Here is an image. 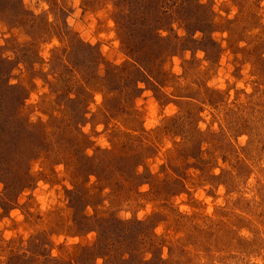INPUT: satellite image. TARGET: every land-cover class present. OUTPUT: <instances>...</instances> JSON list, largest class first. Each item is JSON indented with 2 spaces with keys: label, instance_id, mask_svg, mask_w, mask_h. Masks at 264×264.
Listing matches in <instances>:
<instances>
[{
  "label": "rangeland",
  "instance_id": "obj_1",
  "mask_svg": "<svg viewBox=\"0 0 264 264\" xmlns=\"http://www.w3.org/2000/svg\"><path fill=\"white\" fill-rule=\"evenodd\" d=\"M184 1L147 77L115 21L141 0H0V107L43 125L0 264H264V0Z\"/></svg>",
  "mask_w": 264,
  "mask_h": 264
},
{
  "label": "trees",
  "instance_id": "obj_2",
  "mask_svg": "<svg viewBox=\"0 0 264 264\" xmlns=\"http://www.w3.org/2000/svg\"><path fill=\"white\" fill-rule=\"evenodd\" d=\"M191 1L193 2L194 0H188V3H191ZM127 2L128 1H126V3ZM185 2L186 1L184 0H166L165 3H163L166 5V7H160L155 1L151 2L150 4L144 0H141L140 4L132 9L118 6V11H116L115 13V21H117L119 29L118 31L121 33V35L123 34L125 36V39L121 41L124 44L125 49L129 51V53H131L135 68H137L138 71L142 70L140 72H142L143 75L147 76V72L146 65L143 64L141 54L151 52L152 57L150 58L156 61L159 58V54L170 51H165L163 50V48L161 49V43H164V46L166 43L168 44V36L166 35L167 37H165L164 35H161V33L162 31H166L167 28L170 29L169 27H167V24H169L170 22L172 11L179 13V15L183 17L185 15L184 13L187 14V12L185 11L186 8L184 6L186 4ZM158 7L160 8L158 9ZM165 20H167V23L164 25ZM184 21L187 24H193L191 19H185ZM197 30H199V28L196 26L194 31ZM134 35H138L141 37L139 41H132V36ZM148 43H150L151 46L156 45V48L153 49L151 47L150 49V45L148 46ZM69 63L71 62L68 61L65 65H67L68 67ZM87 65V62L71 63L69 74H71L72 76L77 75L79 79L84 81V79L87 78V75L85 73ZM74 66H81L82 70L77 73V71L73 69ZM0 99H2L1 96ZM70 100L73 101L74 99ZM1 105L2 104L0 102V106ZM42 126V124H39L38 128L43 133ZM36 132L37 131L35 127L32 128L30 124H27L26 121L22 119L21 115L19 114V109L15 108L13 109V112H9V110H7L6 108L2 109L0 107V135L1 139L4 142V144L1 143L0 145H2V150L5 151L0 154V157H2L0 158V161H2V163H5L12 160L13 156L9 155H11L10 153L12 152V150L16 149L25 154L24 160L26 162L21 163L19 168L13 164L9 167H0L3 175V177L2 175H0V182L3 183L4 193L5 191H7L9 196L14 195L16 190H18L20 187H25L24 180L27 176L30 175L29 173H25L27 168L26 164L34 157L33 153H36L43 143L42 133L39 132V134H37ZM6 142L9 143V147L5 146V144L7 145ZM23 149H27V152ZM26 153H28V155H26ZM108 157H110V159H114V163H117L118 159L116 158V156L113 155ZM110 159L107 160L110 161ZM92 161L96 160L85 156L84 162L81 163L82 165H86L87 162ZM88 172L91 173V171ZM5 177H8V187L4 183ZM0 196H3V192L1 191ZM49 261H55V259L51 258L49 259Z\"/></svg>",
  "mask_w": 264,
  "mask_h": 264
},
{
  "label": "clouds",
  "instance_id": "obj_3",
  "mask_svg": "<svg viewBox=\"0 0 264 264\" xmlns=\"http://www.w3.org/2000/svg\"><path fill=\"white\" fill-rule=\"evenodd\" d=\"M69 22L71 23V21H69ZM196 35L199 36V33H197ZM198 55L202 56L203 53L200 52V53H198ZM177 71H179V69H177ZM220 86L223 87V84L221 83ZM140 87H143V85L141 84ZM97 99H99V97H97ZM170 110H171V111H174V109H171V108H170ZM152 123H154V121H151V122L149 123V126H151ZM85 130H86V129H85ZM42 187H43V185H42ZM11 215L14 216V217H16V216H18V213H17L16 211H13V212L11 213ZM5 223H7V221H5ZM5 235H6V236H11L12 233H5ZM53 255H55V253H53Z\"/></svg>",
  "mask_w": 264,
  "mask_h": 264
}]
</instances>
